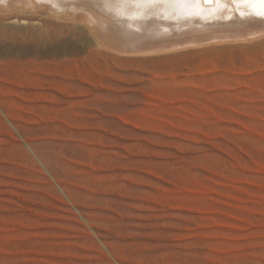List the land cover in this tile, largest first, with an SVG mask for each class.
Here are the masks:
<instances>
[{
    "label": "rangeland",
    "instance_id": "obj_1",
    "mask_svg": "<svg viewBox=\"0 0 264 264\" xmlns=\"http://www.w3.org/2000/svg\"><path fill=\"white\" fill-rule=\"evenodd\" d=\"M51 12L0 15V264H264V36L119 53Z\"/></svg>",
    "mask_w": 264,
    "mask_h": 264
},
{
    "label": "bare ground",
    "instance_id": "obj_2",
    "mask_svg": "<svg viewBox=\"0 0 264 264\" xmlns=\"http://www.w3.org/2000/svg\"><path fill=\"white\" fill-rule=\"evenodd\" d=\"M42 10L74 18L94 44L119 53H159L264 36V3L254 0H0V15ZM13 21L20 20L15 15Z\"/></svg>",
    "mask_w": 264,
    "mask_h": 264
},
{
    "label": "snow or ice",
    "instance_id": "obj_3",
    "mask_svg": "<svg viewBox=\"0 0 264 264\" xmlns=\"http://www.w3.org/2000/svg\"><path fill=\"white\" fill-rule=\"evenodd\" d=\"M254 2L264 3V0H254Z\"/></svg>",
    "mask_w": 264,
    "mask_h": 264
}]
</instances>
